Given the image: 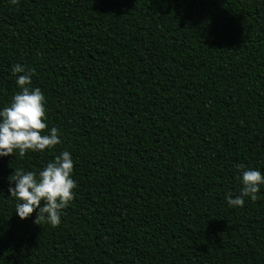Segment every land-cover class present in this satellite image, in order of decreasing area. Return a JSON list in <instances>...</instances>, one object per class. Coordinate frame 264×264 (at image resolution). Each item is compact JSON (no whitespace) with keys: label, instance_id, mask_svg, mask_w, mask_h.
Instances as JSON below:
<instances>
[{"label":"trees","instance_id":"obj_1","mask_svg":"<svg viewBox=\"0 0 264 264\" xmlns=\"http://www.w3.org/2000/svg\"><path fill=\"white\" fill-rule=\"evenodd\" d=\"M16 63L62 142L0 157V264H264V185L227 203L264 175V0H0V109ZM62 151L60 225L22 220L9 177Z\"/></svg>","mask_w":264,"mask_h":264},{"label":"clouds","instance_id":"obj_2","mask_svg":"<svg viewBox=\"0 0 264 264\" xmlns=\"http://www.w3.org/2000/svg\"><path fill=\"white\" fill-rule=\"evenodd\" d=\"M11 5H18L20 0H9ZM16 77L20 91L16 92L8 106L0 109V157L15 156L18 153L23 158L29 151L43 152L53 149L62 141L59 130L48 129L46 98L40 88L30 87L35 69L16 63L11 69ZM243 187L233 198L227 195L229 207H243L246 198L256 201L259 198L261 186L264 185V175L261 171L246 168L239 164ZM74 162L68 151H62L55 156L39 173L15 169L9 177L8 192L17 201L15 212L23 220L36 213L35 224L42 222L58 227L61 216L74 199L76 181L72 178ZM14 183V187L11 184ZM37 209L39 210L37 212Z\"/></svg>","mask_w":264,"mask_h":264}]
</instances>
